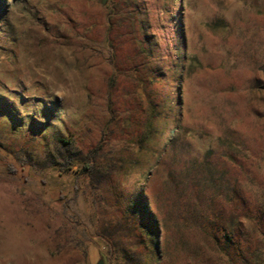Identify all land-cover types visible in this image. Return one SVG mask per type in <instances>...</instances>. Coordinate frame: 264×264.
I'll return each instance as SVG.
<instances>
[{"label":"rangeland","instance_id":"obj_1","mask_svg":"<svg viewBox=\"0 0 264 264\" xmlns=\"http://www.w3.org/2000/svg\"><path fill=\"white\" fill-rule=\"evenodd\" d=\"M13 226L18 264H264V0H0Z\"/></svg>","mask_w":264,"mask_h":264},{"label":"clouds","instance_id":"obj_2","mask_svg":"<svg viewBox=\"0 0 264 264\" xmlns=\"http://www.w3.org/2000/svg\"><path fill=\"white\" fill-rule=\"evenodd\" d=\"M26 244L24 231L18 226L0 231V264H18L15 251Z\"/></svg>","mask_w":264,"mask_h":264},{"label":"water","instance_id":"obj_3","mask_svg":"<svg viewBox=\"0 0 264 264\" xmlns=\"http://www.w3.org/2000/svg\"><path fill=\"white\" fill-rule=\"evenodd\" d=\"M105 2V0H103ZM96 264H106L105 258L101 257Z\"/></svg>","mask_w":264,"mask_h":264},{"label":"trees","instance_id":"obj_4","mask_svg":"<svg viewBox=\"0 0 264 264\" xmlns=\"http://www.w3.org/2000/svg\"><path fill=\"white\" fill-rule=\"evenodd\" d=\"M90 165H92L90 162L86 163V166L89 167Z\"/></svg>","mask_w":264,"mask_h":264}]
</instances>
